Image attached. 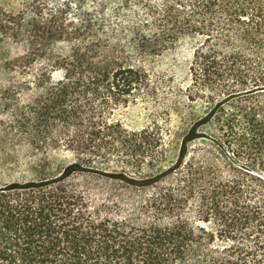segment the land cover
Here are the masks:
<instances>
[{
    "label": "trees",
    "instance_id": "trees-1",
    "mask_svg": "<svg viewBox=\"0 0 264 264\" xmlns=\"http://www.w3.org/2000/svg\"><path fill=\"white\" fill-rule=\"evenodd\" d=\"M181 39L183 87L140 64ZM0 83V173L42 156L0 184V264H264V0L0 5ZM128 105L140 127L111 119Z\"/></svg>",
    "mask_w": 264,
    "mask_h": 264
},
{
    "label": "rangeland",
    "instance_id": "rangeland-1",
    "mask_svg": "<svg viewBox=\"0 0 264 264\" xmlns=\"http://www.w3.org/2000/svg\"><path fill=\"white\" fill-rule=\"evenodd\" d=\"M25 0H0V5L5 7L7 10H17L22 6ZM55 51L62 54H67L69 48L65 45H57L53 47ZM20 51H18L19 53ZM17 54L14 50L10 52V55L14 56ZM191 58L190 44L186 39H181L173 48L163 53L160 56L155 57H145L140 60V64L147 69L149 72L155 75H162L166 78H173L174 81L183 87L187 81V71ZM3 83H0V90L3 87ZM30 91H25L24 95L20 94L17 96V102L19 106L23 107L29 103L32 98ZM172 105V127L174 131H179L185 129L188 125V113H195L197 104H189L184 99H178L176 101L175 107ZM113 114L110 116L114 122H122L128 129L137 128L142 125L145 121L143 114L137 107L128 105L127 107H118L115 109ZM141 117V118H140ZM10 115L0 109V120L3 122H9ZM14 157L10 164H15L14 170L3 171L0 173V184L7 183L12 180H22L29 179L32 177V173L28 172V166L30 163L37 162L42 156L36 153L32 154L30 147L27 145L15 146L14 147ZM47 160L56 167L58 164H66L71 162L73 159L70 154L64 151L51 150L47 151ZM11 169V166H7Z\"/></svg>",
    "mask_w": 264,
    "mask_h": 264
}]
</instances>
